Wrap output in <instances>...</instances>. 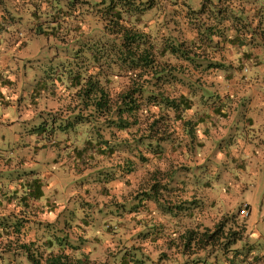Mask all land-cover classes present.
<instances>
[{
	"label": "rangeland",
	"instance_id": "1",
	"mask_svg": "<svg viewBox=\"0 0 264 264\" xmlns=\"http://www.w3.org/2000/svg\"><path fill=\"white\" fill-rule=\"evenodd\" d=\"M80 1L77 0L78 3ZM141 1L149 3L151 9L144 13L139 29L151 37L167 38L173 35L186 41L192 38L191 27L194 25L197 26L196 34L198 29L200 34L207 25L212 24L219 30H228L232 15L227 9L233 7L236 11L243 6L252 14L255 6L244 4V0L229 1L226 5L227 2L223 0L216 3L215 10L210 11L215 13L221 10L219 18L209 13L207 20L197 18L194 21L196 24L190 25L186 4L192 6L191 0ZM203 1L209 7L207 1ZM1 2L0 10L6 15L7 23L4 27L8 29V32L2 33L11 38L13 45L7 49L5 46L0 48V189L8 192L18 178H41L42 172L57 171L63 166L55 168L61 161L67 162L68 149L63 146L61 152L53 151V157L46 158L45 154L50 151L48 147H43L46 139L34 130L42 118L38 113L42 95L58 92L63 99H70L71 93L63 92L67 85L65 80L69 72L75 71L76 63L83 61L82 57L75 58L73 51L77 44L87 38L90 44L101 39L102 44L97 45V49L101 45L100 54L105 48L110 49L111 38L103 35L101 21L93 12L88 13L86 6L74 11L71 6L69 10L66 9L67 0H33L32 5L30 0ZM34 7L41 14L36 23L30 16ZM224 11L226 17L223 18L221 15ZM205 14H208L207 10ZM249 18L253 27H256L259 17ZM42 22H49L54 27L49 40L43 35L30 34L31 28L35 26L36 32L41 29ZM233 22V27L240 34L245 32V35H241L244 41L253 39L251 43H255L258 50L254 59L257 61L252 60L248 66L241 65V71H234L237 66L236 50L239 56L241 52L239 49L234 50L227 43L228 40H224L226 33L223 32L225 37L219 38L218 48L207 50L215 62L230 68L227 71L219 67L192 69L186 63H180L187 69L177 71L176 76L184 82L175 81L170 89L187 95L190 87L188 80L194 84L196 81L195 86H199L193 107L185 115L186 119L198 122L193 143L185 136L180 123H165L163 128L168 131L170 138L161 143L162 151L137 147L135 140L141 136L143 124L140 129L132 128V135L117 132L114 139L110 138L112 131L103 128L100 132L111 143L102 148L112 146V153L103 151L94 159L85 154L73 170L69 166L65 168L73 174H81L83 178H97L89 184L93 189V199L90 194H86L84 199H92L99 206L112 204L117 208L115 210L120 211L121 215L117 219L120 220L119 225L112 222L114 216L110 214L90 213V219L96 218L92 222L95 229L102 232L106 221L105 226L112 227L109 233L114 232L110 244L115 247V242L121 239L118 247L129 253L140 249L139 257L148 263L183 264L186 259L180 234L187 228L199 232L205 229L213 231L218 223L223 222L227 229L233 231H240L241 225L245 226L242 241L231 247V252L252 248L249 249L251 254L261 255L259 263L255 264H264V159L244 155L249 148L253 154L258 149L264 150L263 122L260 121L259 126L250 123L247 111L253 98L264 91V79L260 80V77L264 78V71L253 75L249 71L264 65V57L258 55V45L264 48V33L258 30L257 37L251 38V32L242 26V22ZM56 33H59V39H63L55 40ZM19 42H24L26 46L17 45ZM170 62L176 63L173 58ZM94 66L93 70L96 71L99 65ZM118 72L121 71L118 69ZM118 72L114 68L109 71L114 76ZM58 78L63 81L60 87ZM127 85L128 80L123 76L112 78L109 91L114 101ZM201 90L207 94L200 100ZM250 91L252 99L248 95ZM199 119L202 123H199ZM51 130L49 127L45 137L54 142L55 134L50 133ZM68 136H72L70 131ZM124 140L129 143L123 144ZM62 141V138L57 140L59 146ZM39 151L44 156L38 155ZM139 151L147 158L146 162L140 159ZM59 159V163L54 162ZM80 197L81 194H78L76 198ZM244 207L249 212L247 216L240 214V209ZM79 216L76 217L80 219ZM65 221L68 219L59 221L58 230L64 227ZM96 237L101 236L97 234ZM214 260L209 259L207 262L221 264L224 258L219 256ZM108 261L113 264L111 259Z\"/></svg>",
	"mask_w": 264,
	"mask_h": 264
},
{
	"label": "trees",
	"instance_id": "2",
	"mask_svg": "<svg viewBox=\"0 0 264 264\" xmlns=\"http://www.w3.org/2000/svg\"><path fill=\"white\" fill-rule=\"evenodd\" d=\"M1 1L3 0H0V4H2ZM67 1V10L71 6L70 8H73L74 11H79L81 7L86 6L87 12H93L101 21L99 23H101L103 35L111 38L110 49L105 48V51L100 54L98 52L101 51V45L100 49H97V45L102 44L101 39L90 44L87 38L77 44L75 51H73L75 58L82 57L83 61L82 63H76L75 71L69 72V76L65 80L67 85L65 84L63 92L71 93L70 99H63L58 92L42 95V103L45 109L44 111L42 109L43 112L40 113L42 118L35 125L34 130L39 136L49 140L45 136H47L49 127L52 128L50 133L55 134V140L53 139L55 151L61 152L62 146L64 149H68L66 163L71 169L82 161L85 154L87 157L94 159L95 157L98 158L103 151L112 153V146L102 148L104 145L111 143L110 140L108 141L105 138V134L100 132V129L103 128L111 130L110 138L114 139L117 132H126L132 135L130 130L134 127L140 129L139 127L143 124L141 136L135 140L137 147L162 151L161 143L170 138L168 131L163 128L165 123H180L185 136L193 143L195 127L198 122L186 119L185 115L193 107V99L199 86H195L196 81L194 84V82L188 80L187 83L190 87L187 95L179 92V90L178 92L170 91L175 81L184 82V80L177 78L176 72L187 69L186 66L192 69L219 67L227 71L230 67L215 62L207 50L218 48L219 38L225 37L223 32L226 33L224 40H228L227 43L234 50L239 49L241 52V56H239L238 50H236L237 66L236 69H233L234 71H241V65L248 66L252 63L258 50L254 46L255 43H251L253 39H249L248 42L244 41L241 35H245V32L240 34L233 27L235 24L233 20L242 22V26L251 32V38L257 37L258 30L264 33V0H244V4L247 3L248 6L255 5L252 14H249L243 6L236 11L233 10V7L227 9L229 13L231 11L232 15L231 26L228 27V30H219L213 24L207 25L204 31L200 33L201 36L198 32L200 29L197 30L196 34L197 26L194 25L196 24L194 21L197 18L200 20L201 17L207 20L209 13L215 18H219L221 10H217L215 13L210 11L215 10L216 3L223 0H206L209 7L206 6L203 0H191L194 6L186 4V10L190 15V25H194V27H191L193 36L187 41L181 40V38L175 37L171 33L172 36L167 38L163 36H159V38L151 37L150 34L139 29L138 26L145 16L144 13L151 9L149 3H144L141 0H81L80 3L77 0ZM224 1L228 5L229 1L238 0ZM30 2L32 5L33 0H30ZM206 10L208 14H205ZM30 16L35 19L36 23L41 14L34 7ZM221 16L226 17V11ZM255 16L259 17V22L256 27H253L249 17ZM5 18L6 15L0 10V35L3 31L8 32V29L4 27L7 25ZM40 24L42 28L40 25L41 29L36 32L35 28L37 26H35L34 29L31 28L30 34L43 35L49 40L52 37L51 33H53L52 29L54 27L49 22ZM58 34L56 33L55 40L59 39ZM157 43L158 45H156ZM258 47L259 51H262L263 46L258 45ZM88 54L89 56H87ZM172 58L173 62H176L175 64H170ZM180 63H186V66ZM95 64L99 65L96 71L93 70ZM113 68L117 69V72L118 69L121 72H118L115 76L111 75L109 71ZM116 76L125 77L128 80V85L116 96L114 101L109 91V84H111L112 78ZM169 77L175 80L172 81ZM58 81L60 87L63 81L60 78H58ZM61 88L59 89L61 90ZM206 94L207 92L201 90L199 99L201 100ZM164 120L166 122H163ZM198 121L202 123L201 119ZM69 131L71 137L68 136ZM61 138L63 141L59 146L57 140ZM127 143L129 141H123V144ZM138 153L140 159L146 162L147 158L142 156V152L139 151ZM74 177L73 180L69 181L70 191L74 194V209L71 211L68 221H65L64 227L58 231V236L51 237L49 234H44L48 237L46 239L42 238L43 241L40 240L42 245L38 242L37 244H18L14 242L16 250L13 251L9 261L15 262V264H109L108 259H111L113 264H154L141 259L139 257V255L141 256V250L138 248L129 253L118 247L121 239L115 242V247L111 245V235L114 232L109 233L112 227L110 225L105 226L106 221L103 223L102 232L95 229L92 222L96 218L90 219V213L96 214L98 212L106 216L110 214L114 216L112 222L119 225L120 220L117 219L119 218L118 215H121L120 211L115 210L117 208H114L115 206L113 207L112 204L99 206L97 202L92 200L93 189L89 184L97 178L87 179L83 178L84 176L81 174H75ZM102 191L99 193L102 194ZM78 194H81L80 198H76ZM89 194L92 199H84V196ZM79 213H81L80 216ZM135 215L137 216L136 213ZM76 216L81 218L78 219ZM17 223H14L12 227L14 233L19 228ZM8 225L10 223L5 220L0 221L1 234L6 233L7 229H11ZM67 227L69 229L74 228V242L66 241ZM230 229H227L226 224L223 222L218 223L213 231L205 229L203 232H199L189 228L185 229L179 236L184 249L183 256L186 259L183 264H208L207 260H216L219 256L224 258L221 264L259 263L261 255L259 253L251 254L249 249L252 248L248 247L246 251L233 250L231 252V247L242 241L245 226L241 225L240 231ZM97 234L101 237H96ZM145 237L147 238V236ZM102 240L104 241L102 242ZM185 251L191 253L187 254ZM87 253L95 254L98 261L91 262L86 255ZM9 261L6 259V263L0 264H9Z\"/></svg>",
	"mask_w": 264,
	"mask_h": 264
},
{
	"label": "crops",
	"instance_id": "3",
	"mask_svg": "<svg viewBox=\"0 0 264 264\" xmlns=\"http://www.w3.org/2000/svg\"><path fill=\"white\" fill-rule=\"evenodd\" d=\"M3 40L5 41L3 42ZM10 40L11 38H8L6 34L2 33V35H0V48L5 46L7 49L9 46H13ZM24 44V42H19L17 45L22 46ZM258 55L259 57H264L263 48ZM249 71L252 72V75L258 72L262 73L264 71V65L251 68ZM263 79L264 78L260 77V80ZM262 87L264 90V85H262ZM248 95L250 99H252L253 94H251V91ZM42 109L43 111L45 109L43 103L38 108L39 114L43 112ZM247 111L249 114L248 117L251 119L249 121L250 123L253 122V124L259 126L260 121H262L263 124L261 125H264V91H260L258 96L253 98L252 102L248 105ZM44 143L43 147H48L50 150L45 154V157L51 159L54 155L53 151L56 149L54 147V142L52 140H46ZM257 151L258 155L256 154ZM257 151L253 154L249 148V150L244 152V155H248L250 158L257 157L264 159V150L258 149ZM41 154L44 156L43 152L39 151L38 155ZM60 161L59 159L54 162L59 163ZM60 165H63L61 169L59 168ZM66 166L68 165L65 163V160L61 161L55 167L59 168L57 171L53 169L52 172H42L40 174L41 178L23 176L18 178L15 183L9 187L8 192H4L0 189V221L5 220L10 223L8 226L11 227V229H7V231H5L6 233L3 232V234H1L0 230V263H6V259L8 261L10 260L13 251L16 250L14 242L18 244H37L38 242L42 245V238L46 239V237H48L47 235L44 236V234H49L51 237L58 236L59 230L57 227L60 225L59 221L69 219L71 211L74 209V194L70 191L69 181L75 178V174H73L71 170L65 169ZM59 190H61V195L58 193ZM16 222H18L17 224L19 227L18 230L15 231L17 235L12 232V227ZM66 233L68 234L66 236V241L70 240L74 242V228L69 229L67 227ZM86 255L91 262L95 260L98 261L95 254L87 253ZM9 264H15V262L9 261Z\"/></svg>",
	"mask_w": 264,
	"mask_h": 264
},
{
	"label": "built area",
	"instance_id": "4",
	"mask_svg": "<svg viewBox=\"0 0 264 264\" xmlns=\"http://www.w3.org/2000/svg\"><path fill=\"white\" fill-rule=\"evenodd\" d=\"M240 214H241L242 216H247V215H248V212H247L246 208H245V209H242V210L240 211Z\"/></svg>",
	"mask_w": 264,
	"mask_h": 264
}]
</instances>
